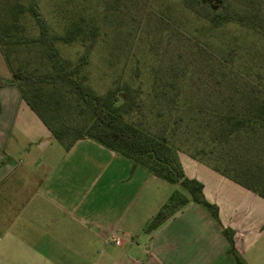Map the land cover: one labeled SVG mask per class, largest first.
<instances>
[{
    "label": "trees",
    "instance_id": "16d2710c",
    "mask_svg": "<svg viewBox=\"0 0 264 264\" xmlns=\"http://www.w3.org/2000/svg\"><path fill=\"white\" fill-rule=\"evenodd\" d=\"M182 1L194 12L206 7L202 17L210 27L234 23L264 38V0H220L214 5L211 0ZM26 2L0 0V50L11 70V77L1 83L18 87L21 98L64 149L79 139H93L133 167L183 189H173L145 230L193 201L227 238L228 252L244 264L235 253L232 230L221 224L202 183L185 175L178 152L264 198V76L253 71L229 80L224 74H210L201 92L194 83V69L169 64L150 67L147 88L117 80L98 93L82 71L97 37L94 15L64 16L63 31H50L37 1ZM57 43H76L85 51L72 63L60 56ZM194 45L203 48L197 41ZM31 57L39 66L30 63ZM138 76L134 71L132 78Z\"/></svg>",
    "mask_w": 264,
    "mask_h": 264
},
{
    "label": "crops",
    "instance_id": "0c3cea01",
    "mask_svg": "<svg viewBox=\"0 0 264 264\" xmlns=\"http://www.w3.org/2000/svg\"><path fill=\"white\" fill-rule=\"evenodd\" d=\"M10 77L0 75V264H238L193 201L145 230L175 187L93 139L64 149L18 87L1 83ZM178 158L232 230L239 260L264 264V198Z\"/></svg>",
    "mask_w": 264,
    "mask_h": 264
},
{
    "label": "rangeland",
    "instance_id": "374dc122",
    "mask_svg": "<svg viewBox=\"0 0 264 264\" xmlns=\"http://www.w3.org/2000/svg\"><path fill=\"white\" fill-rule=\"evenodd\" d=\"M36 1L50 31H63L64 16L78 12L87 18L94 15L97 37L82 71L87 83L98 93H104L117 80H127L133 86L140 83L147 88L150 67L163 69L169 64L194 69V83L201 92L210 74L215 77L224 74L229 80L253 71L264 76V38L234 23L210 27L202 17L206 7L194 12L182 0ZM211 1L213 5L220 3ZM195 41L203 48L196 49ZM57 47L60 56L72 63L85 51L84 46L76 43H57ZM30 63L39 66L32 57ZM136 70L139 76L133 79ZM9 72L0 50V75ZM167 184L183 191L175 184Z\"/></svg>",
    "mask_w": 264,
    "mask_h": 264
},
{
    "label": "built area",
    "instance_id": "2783aa9c",
    "mask_svg": "<svg viewBox=\"0 0 264 264\" xmlns=\"http://www.w3.org/2000/svg\"><path fill=\"white\" fill-rule=\"evenodd\" d=\"M117 241V240H116Z\"/></svg>",
    "mask_w": 264,
    "mask_h": 264
}]
</instances>
